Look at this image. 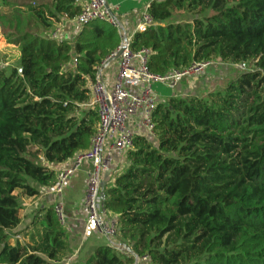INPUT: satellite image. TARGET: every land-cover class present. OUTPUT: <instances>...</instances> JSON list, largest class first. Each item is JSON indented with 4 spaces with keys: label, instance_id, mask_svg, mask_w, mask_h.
<instances>
[{
    "label": "trees",
    "instance_id": "trees-1",
    "mask_svg": "<svg viewBox=\"0 0 264 264\" xmlns=\"http://www.w3.org/2000/svg\"><path fill=\"white\" fill-rule=\"evenodd\" d=\"M9 5L29 12L34 28L7 34L19 62L0 69V264H54L69 250L54 203L32 210L28 230L9 232L21 222L20 198L55 184L48 166L89 148L98 117L88 83L120 38L101 20L73 40L47 34L81 13L78 0H0ZM148 13L156 25L134 34L131 49L150 51L153 75L216 60L250 68L205 97L158 101L151 138L134 136L126 167L102 189L116 241L130 252L100 245L84 264H132V255L264 264V0H163ZM173 15L189 19L167 22Z\"/></svg>",
    "mask_w": 264,
    "mask_h": 264
},
{
    "label": "built area",
    "instance_id": "built-area-1",
    "mask_svg": "<svg viewBox=\"0 0 264 264\" xmlns=\"http://www.w3.org/2000/svg\"><path fill=\"white\" fill-rule=\"evenodd\" d=\"M137 1H143V7L139 21L133 33L129 35L117 21L118 7L107 5L105 0H87L82 5L81 13L72 20L80 27L93 20L108 22L116 30L120 45L115 53L97 67L93 80L88 83L91 95L88 106L96 109L98 117L97 130L90 140L89 148L76 155L71 160L69 168L56 174L54 186L56 193H60L75 171L84 164L89 165L85 194L78 214L82 223L80 240L83 241L97 233L108 240L107 245L118 250L123 247L115 240L116 219L107 216L102 209V174L111 173L114 157L126 153L131 147L134 136H152V114L158 103L155 85L174 89L184 81L202 75L211 65V62H193L186 68L171 69L163 77L153 75L148 69L150 51L140 49L134 52L131 49V42L134 34L143 33L154 25L148 13L150 3L163 0ZM51 37L57 39L63 37L60 26L53 31ZM119 50L121 54L118 58V73L115 79L108 80L103 76L104 67ZM237 66L245 68L246 65ZM53 208L57 219L64 226L65 215L62 203L55 201ZM132 257V264L149 263L147 256L132 255Z\"/></svg>",
    "mask_w": 264,
    "mask_h": 264
},
{
    "label": "crops",
    "instance_id": "crops-1",
    "mask_svg": "<svg viewBox=\"0 0 264 264\" xmlns=\"http://www.w3.org/2000/svg\"><path fill=\"white\" fill-rule=\"evenodd\" d=\"M87 0H78L79 5H84ZM106 4L109 6H117L118 13L117 21L124 29L126 34H131L134 31L135 26L137 25L140 13L143 7V1L137 0H105ZM62 36L65 39L73 40L75 34L79 31L80 26H78L74 21H64L60 25ZM58 26V27H59ZM218 62V60H216ZM214 61V62H216ZM118 65L119 62L116 60L111 62L108 66H105L103 70V76L108 80H113L116 78L118 73ZM210 69V68H209ZM210 73H215L218 75L217 71H213ZM186 81L180 84L183 87L184 91L186 90ZM180 86L178 88H180ZM194 89H190L192 91ZM194 91H197L195 89ZM160 92L168 95L166 90H159L157 95L160 96ZM173 92V91H171ZM182 96V95H181ZM197 96V95H196ZM163 97V96H162ZM163 100V98H159L158 101ZM71 165V161L57 164V165H49L48 167L55 172V176L59 171L69 168ZM127 162L125 159V154H118L114 157L112 163V171L111 173L102 174L101 176V187L102 189L109 183L110 180H113L114 176L121 173V168L126 167ZM90 166L87 164L82 165L77 171H75L70 178L66 181L63 189L60 193H56L54 186L42 187L39 189L38 196L34 198H26L21 197L20 200L23 202V206L31 207V209H25L23 211V215L29 216L31 215L32 210L41 209L44 207H48L50 202L53 203L55 201H60L63 205L64 215H65V224L64 229L67 234V240L69 245L68 254L59 262H54V264H84L85 259L93 252V250L100 245H107L108 240L100 235L94 234L90 238L85 240H80V235L82 233V223L79 219V208L83 202L84 194H85V186H86V173L89 171ZM29 205V206H28ZM22 212V211H21ZM109 217L115 216L111 214H107ZM21 224V222H20ZM19 224V225H20ZM19 227V226H18ZM17 227V228H18ZM16 228V229H17ZM15 230V229H14ZM13 231V230H12ZM15 240H19L18 236H15ZM117 242V241H116ZM149 264V263H148Z\"/></svg>",
    "mask_w": 264,
    "mask_h": 264
},
{
    "label": "rangeland",
    "instance_id": "rangeland-1",
    "mask_svg": "<svg viewBox=\"0 0 264 264\" xmlns=\"http://www.w3.org/2000/svg\"><path fill=\"white\" fill-rule=\"evenodd\" d=\"M30 17L31 15L29 12H27L25 9L23 11H20V9H18L16 6L9 5L5 7H0V68L8 69L10 67H18L19 47L10 43L11 42L10 40L12 37L11 36L8 37L7 34L17 33L21 29H25L28 31L32 30L34 28L33 20H32L31 25L29 27L27 26V24H29ZM10 18L13 20H11ZM188 19L189 17L185 15H181V16L173 15L172 18L168 20L167 22L183 24L187 22ZM10 20L12 21V23H10ZM17 23L19 24L16 25L15 27L18 26V28H14V25ZM58 26L55 25L54 27H51L50 29H48L47 34H50V33L53 34V31ZM117 61L119 62L118 59ZM209 68L202 75L195 76L193 78H190L188 81H186L187 86L186 85L185 86H186L187 91H184L183 87H181L180 85L176 86L174 89H169L161 85H155L154 88L156 92H159V90H166L168 95H171V94L175 96L182 95L183 97L187 95H197L199 97H205L210 92L219 91V90L221 91L224 88V85L226 82L234 79L241 71L247 70L250 67L245 66V68H242L237 65L235 66L225 65V64H222L220 61L218 62L213 61L211 62V65L209 66ZM213 71H217L219 74L216 75L215 73L213 74L210 73ZM179 86L180 88H178ZM190 89H194V90L197 89V91H194V90L190 91ZM159 94L160 96H158V99L159 98L164 99L165 97H168V96H165V94H163L162 92H160ZM146 136L151 138L150 135H146ZM121 169H122L121 170L122 172L124 170V166ZM14 194L20 195V192L17 190L15 191ZM22 203L23 202H21V208H22L21 224L19 225L17 229L9 232L10 236L19 234V232L26 231L27 225L30 224L31 218L29 216L25 217L23 215V211L25 209H31V207H27L26 205L23 206ZM50 204L52 205L53 202L51 201ZM27 239H29V232H28V236L23 237L21 241L23 240L27 241Z\"/></svg>",
    "mask_w": 264,
    "mask_h": 264
},
{
    "label": "water",
    "instance_id": "water-1",
    "mask_svg": "<svg viewBox=\"0 0 264 264\" xmlns=\"http://www.w3.org/2000/svg\"><path fill=\"white\" fill-rule=\"evenodd\" d=\"M120 54H121V50H119V51L117 52V54L114 56V58H112L109 62H107V64H106L105 66H108L111 62L117 60V59L119 58ZM101 200H102V201L104 200V195H103V193H101ZM123 248H124L127 252H130V248H128V247H123Z\"/></svg>",
    "mask_w": 264,
    "mask_h": 264
}]
</instances>
